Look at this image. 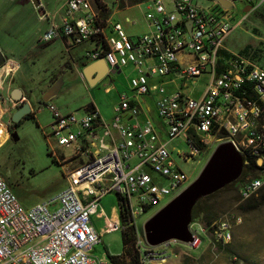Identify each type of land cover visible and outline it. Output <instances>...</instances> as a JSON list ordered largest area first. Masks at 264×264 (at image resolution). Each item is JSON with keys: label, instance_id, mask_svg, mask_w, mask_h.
<instances>
[{"label": "built area", "instance_id": "1", "mask_svg": "<svg viewBox=\"0 0 264 264\" xmlns=\"http://www.w3.org/2000/svg\"><path fill=\"white\" fill-rule=\"evenodd\" d=\"M108 1L66 0L59 22L52 16L39 40L89 41L85 55L91 60L103 58L107 70L132 63L131 89L155 95L159 120L154 123L147 114L137 119L144 111L124 93L119 95L110 123L93 102L65 112L46 103L52 120L44 133L55 145L73 148L66 158L56 150L54 156L62 163L84 157L77 167L64 170V189L28 207L0 173V264H114L108 256L101 259L93 254L101 233L91 224L90 215L106 216L97 207L107 192L122 197L126 221L106 216L104 231L132 225L133 245L142 264H164L180 249L198 248L207 233L215 244L230 242L232 220H240L232 214L208 226L190 220V240L171 236L150 244L145 235L140 236L136 217L170 197L163 207L189 185L184 186L189 176L168 147L174 138L190 147L188 152H178L184 161L223 142L241 160L242 156L253 158L254 173L238 184L241 200L256 195L264 184V65L253 61L250 53L230 50L224 43L247 12L264 5V0H202L209 5L200 0H149L144 17L150 29L135 36L120 21L106 23L101 13ZM238 1L249 10L243 7L245 13L234 21L231 8ZM40 6L38 0L35 7ZM181 53L188 58L180 60ZM201 76L208 79L195 93L189 84ZM163 77L167 79L162 81ZM167 83L172 87H166ZM125 112L134 120L123 118Z\"/></svg>", "mask_w": 264, "mask_h": 264}, {"label": "rangeland", "instance_id": "2", "mask_svg": "<svg viewBox=\"0 0 264 264\" xmlns=\"http://www.w3.org/2000/svg\"><path fill=\"white\" fill-rule=\"evenodd\" d=\"M17 1L0 0V47L4 49V51L0 50V53L20 63L18 72L13 75L16 83H21V78L25 80L26 86L21 84L27 93L30 108L31 105L33 107L35 118L23 116L16 124L11 122L10 115L13 108L6 96L7 86L10 84L7 81L8 71H4V65H0V94L7 100L5 102L0 100V173L7 180L20 203L28 207L38 201L53 197L64 189L67 185L64 170L77 167L84 157L73 158L62 163L58 157L54 156L53 150H56L66 158L73 153V148L72 146L55 145L52 138L44 133L42 126L52 120L51 111L45 104L46 102L53 103L62 112H65L80 110L82 105L93 101L101 117L110 123L113 108L120 99L119 95L124 93L132 96L142 106H149L148 113L154 123L159 118L154 105L155 95L136 94L131 89L130 78L135 75L131 65L121 66L118 72L106 73L92 85L87 81L84 83L75 69L72 70L58 62L62 58V53L65 54L60 39L55 38L52 42L43 43L35 37V31H40L41 35L48 27L43 28L44 23L49 22L46 15L51 19L54 14V21L59 22L60 15L65 13L66 0H40L41 9L34 8L32 0ZM201 1L199 3L210 4V2ZM148 2L149 0H141L136 5L137 22L129 28L133 36L150 29L149 23L144 17ZM167 7L172 9L169 3H167ZM243 7L244 5L238 1L231 8L234 21L241 19L245 13ZM224 43L230 50L250 53L253 61L264 65V5L247 12L241 23L227 35ZM247 44L248 48L243 50V46ZM88 45L89 43L84 42L78 46V51ZM10 48L12 50H9ZM46 78H53V83H57L59 80V84L56 86L57 93L47 101L43 100V93L40 90L41 84ZM161 79L165 81L167 78ZM177 79H179L178 82H181L180 77ZM207 79V76L197 78L194 83L189 84V89H193L196 93L197 90L203 88V83ZM2 107L5 108L4 111L1 110ZM125 113L128 114V112ZM127 120L132 121L134 118ZM13 132L16 137L13 136ZM168 147L180 168L189 176L188 182L184 186L196 178L213 150L211 146L206 151L196 153L184 161L178 152H188L190 147L183 139L178 137L169 140ZM240 161L239 169L230 180L233 178L243 180L250 174L248 171L245 176L242 175L240 172L242 160L240 159ZM148 170L156 175L154 171ZM201 195L195 196L194 200ZM169 199L170 197L166 196L163 203ZM116 201V194L107 192L101 197L97 209L103 210L106 216L111 217L114 207L117 208ZM210 201H213V198ZM214 201L217 203L216 210L220 217L228 214L240 217L239 221L232 220V238L229 242V249L219 248L207 233L198 248L180 249L176 257L164 264H185V253L195 255L190 264H264V203L257 208L242 211L237 207V204L242 200L233 189L218 192ZM162 204L153 205L136 217L140 236L145 235L144 222ZM106 216L98 217L94 213L90 215L94 228L101 233V241L94 245L93 254L101 259L106 258L109 252L119 253L123 248L122 233L119 228L104 231L107 223ZM193 221L205 225L200 219Z\"/></svg>", "mask_w": 264, "mask_h": 264}, {"label": "water", "instance_id": "3", "mask_svg": "<svg viewBox=\"0 0 264 264\" xmlns=\"http://www.w3.org/2000/svg\"><path fill=\"white\" fill-rule=\"evenodd\" d=\"M33 2L35 6L38 4V0H33ZM244 10L247 11L248 6H245ZM2 61L3 59L0 60V63ZM107 68L106 61L100 58L82 64L81 73L85 80L92 85L108 73ZM115 70L116 68H111L110 72H115ZM56 86L57 83H53L44 92L43 100L47 101L54 94ZM10 98L16 102L12 106L10 119L11 122L17 123L30 112V104L28 100H22V92L18 87L12 88ZM13 136L16 137L15 132H13ZM240 159L227 143L223 142L217 145L196 178L146 220L144 224L146 241L156 244L171 236L190 240L191 234L187 229V224L191 220L190 206L195 196L212 192L228 182L239 169Z\"/></svg>", "mask_w": 264, "mask_h": 264}, {"label": "crops", "instance_id": "4", "mask_svg": "<svg viewBox=\"0 0 264 264\" xmlns=\"http://www.w3.org/2000/svg\"><path fill=\"white\" fill-rule=\"evenodd\" d=\"M22 2H24V0H21ZM33 1V0H32ZM108 1V0H107ZM141 0H120L118 3L116 4H111L109 1L107 3V7H106V10H105V18H106V23H111L112 21H120L125 30L129 33V28L131 27V25H134L136 24L137 22V18L135 16V8H136V5L140 2ZM19 2V0L17 1ZM34 4V2H33ZM35 8V6H34ZM53 18H54V14L52 15ZM49 22H50V19H49V16L47 15L46 17ZM52 18V17H51ZM49 22L48 23H44V27L45 28L46 26H49ZM43 24V23H42ZM48 24V25H47ZM47 28V27H46ZM45 28V29H46ZM108 30V29H107ZM40 31H35V37L38 38L39 40V35H40ZM141 33V32H140ZM139 34V33H137ZM132 35V34H131ZM61 40V43L63 45V49H64V53H62V58L60 59V61L58 60V62L60 64H65V66H67L68 68L70 69H75L76 70V73L77 75L81 78V80L85 83L86 80L85 78L83 77L82 73H81V68H82V64H86V63H89L90 61H93L91 59H89L86 55H85V52L91 47V43L89 41H84V42H87L89 43V45L87 47H82V50L78 51V46L83 44L84 42H81V43H78V44H71L70 41L67 39V38H64V37H61V38H58ZM40 41V40H39ZM52 42V41H51ZM0 50L1 51H4V49H2V47H0ZM9 50H12L11 48ZM179 59L180 60H186L188 58V56L186 54H179ZM3 59V61L0 63V65H4V71H8L10 70V72L8 73V77H7V80L8 82H10V84H8V88H7V98H8V101L11 102V98H10V92L12 90V88L14 87H18L21 89V92H22V100H29L28 99V96H27V93H25L24 91V88L22 86V84H24L26 86V83H25V80L23 78H21V83H16V79H15V76L13 74H16L19 70V62L18 61H14L11 57H6V56H3L1 53H0V60ZM58 63V64H59ZM6 64H8V66H5ZM129 65H131L132 63H128ZM132 66V65H131ZM121 67V66H120ZM119 67V68H120ZM119 68H116L115 71H119L120 69ZM133 68V66H132ZM111 69V68H110ZM110 69L107 70L108 73L110 72ZM134 70V68H133ZM117 71V72H118ZM6 73V72H5ZM53 81L54 79L53 78H46L43 80L42 84H41V87H40V90L41 92L44 94V92L53 84ZM59 84V80L57 81V86ZM172 83H167L166 87L168 88H171L172 87ZM57 88L54 92L53 95H55L57 93ZM52 95V96H53ZM51 96V97H52ZM2 100L3 102L7 101L5 99V97L2 95ZM90 102H93V101H90ZM88 102V103H90ZM138 102V101H137ZM30 103V102H29ZM47 103V102H46ZM45 103V104H46ZM94 103V102H93ZM140 103V102H139ZM53 104V103H51ZM87 104V103H86ZM84 104V105H86ZM54 105V104H53ZM82 105V106H84ZM141 105V103H140ZM154 105H155V99H154ZM12 102H11V107H12ZM55 106V105H54ZM81 106V107H82ZM96 106V105H95ZM56 107V106H55ZM142 109L144 112H141L138 116H136L137 119H142L144 118L145 114L149 115L148 111L150 110L149 106H142ZM58 108V107H57ZM60 110V108H58ZM2 110V109H1ZM13 110V109H12ZM33 110V107L31 105V109L30 111ZM33 113V117L35 118V112L32 111ZM150 116V115H149ZM151 117V116H150ZM125 119H130V118H133L130 114H124V117ZM46 126V124H45ZM44 125L42 126L43 128L45 127ZM96 216V215H95ZM118 217V213H117V209L116 207H114V210H113V213H112V216L111 218H116ZM90 222H91V219H90ZM92 224V222H91ZM93 225V224H92ZM94 227V226H93ZM96 230V229H95Z\"/></svg>", "mask_w": 264, "mask_h": 264}, {"label": "trees", "instance_id": "5", "mask_svg": "<svg viewBox=\"0 0 264 264\" xmlns=\"http://www.w3.org/2000/svg\"><path fill=\"white\" fill-rule=\"evenodd\" d=\"M261 7V6H260ZM103 10V11H102ZM102 15L105 16V8H102ZM248 48V44L243 46V50H246ZM223 54L226 55L225 51H223ZM24 116H33L32 111L28 112ZM54 160V158H53ZM242 169L240 172L243 176L246 175V173L249 171L250 173H254V167L256 166V162L253 158H250L248 156H242ZM240 173V174H241ZM241 181V179L233 178L232 180L225 182L220 188L206 193L202 194L199 198H196L191 206H190V219H200L205 223L206 226H208L213 220H216L220 218V215L218 214L216 210V202L214 199L216 198V194L218 192H222L224 190H235L236 194L239 196L238 192V184ZM257 195H252L251 197L247 199H243L242 202L237 204V207L241 209L242 211H248L254 208H257L259 205L264 203V184L259 188ZM213 198V201H210V199ZM116 204H117V211L119 219L122 223H125V204L122 200V197L116 194ZM231 214H228V216ZM133 226L132 225H125L124 228L120 229L122 233V244L123 248L122 251L119 253H108V257L113 261L114 264H142V262L138 258L137 251L133 245ZM219 248H227L229 249V242L226 243H217ZM233 253V252H232ZM195 255L193 253H185L184 254V261L185 264H190L192 262V259H194Z\"/></svg>", "mask_w": 264, "mask_h": 264}, {"label": "flooded vegetation", "instance_id": "6", "mask_svg": "<svg viewBox=\"0 0 264 264\" xmlns=\"http://www.w3.org/2000/svg\"><path fill=\"white\" fill-rule=\"evenodd\" d=\"M14 123V122H13ZM14 124H16V123H14Z\"/></svg>", "mask_w": 264, "mask_h": 264}]
</instances>
